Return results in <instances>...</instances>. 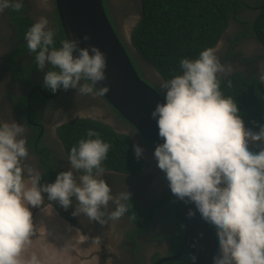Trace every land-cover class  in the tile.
Masks as SVG:
<instances>
[{
  "label": "clouds",
  "instance_id": "clouds-1",
  "mask_svg": "<svg viewBox=\"0 0 264 264\" xmlns=\"http://www.w3.org/2000/svg\"><path fill=\"white\" fill-rule=\"evenodd\" d=\"M23 3L0 0V13L19 11ZM48 23L41 17L24 33L37 68L46 69L42 87L53 93L69 88L80 94L107 92L106 85L97 86L106 78L105 52L95 44L81 47L78 38L62 39L56 47ZM179 69L160 82L163 102L150 113L162 138L153 151L157 167L171 193L194 205L186 216L198 212L213 229L218 255L211 264H264V147H249L257 141L264 145V125L258 131L243 126L235 100L220 88L219 74L226 68L214 47L181 58ZM25 132L24 123L0 122V264H42L36 253L23 254L35 233L32 208L43 203L44 194L65 209L74 198L73 215L82 213L101 224L122 217L130 197L127 189L113 193L103 178L110 144L93 129L70 148V167L47 183L26 162ZM133 150L140 158L143 148L135 144Z\"/></svg>",
  "mask_w": 264,
  "mask_h": 264
},
{
  "label": "flooded vegetation",
  "instance_id": "flooded-vegetation-1",
  "mask_svg": "<svg viewBox=\"0 0 264 264\" xmlns=\"http://www.w3.org/2000/svg\"><path fill=\"white\" fill-rule=\"evenodd\" d=\"M49 1L50 5L41 7L38 0H24L19 11L6 9L0 13V122L15 120L25 124L26 145L29 149L26 162L42 172L41 183L54 181L59 171L70 167L67 159L69 152L60 138L59 130L63 124L71 121L90 119L106 123L117 133L126 134L132 146L139 144L143 153L142 165L137 171L129 173L104 168L103 178L109 183L113 193L125 189L130 193L129 201L126 202L127 211L118 220L106 219L101 224L89 221L82 213L73 215L76 206L74 198L72 204L65 209L57 201H49L44 194L41 205L49 206L72 229L73 237L78 240L83 237L84 244L93 247L86 257L91 260L90 264L178 262L184 249L177 258H173L180 249L179 247L174 251L172 240L177 219L175 220L174 211L173 214L167 212V205L162 201L169 188L168 181L164 172L155 166L157 162L147 141L102 95L80 94L73 88L58 89L53 93L42 87L46 69H38L35 65V54L29 53L24 33L33 22L45 17L48 19V26L55 32L54 39L59 43V20L55 3L54 0ZM261 2L262 0H241L238 8L230 13L225 30L213 46L226 68V71L219 74L222 77L238 72L245 77L260 78L263 74L264 45L255 32V20L261 13ZM106 4L118 36L133 59L138 74L150 85L160 88L159 84L164 79L152 65L138 56L133 44L122 37L114 19L120 13L128 15L125 17L135 18L133 30L140 18V0H121L119 3L106 0ZM14 11L21 14L20 22L13 19ZM23 27L27 29L23 30ZM34 66L36 68L33 71ZM242 124L252 131L259 130L250 128L243 122ZM249 147L252 151H258L264 145L257 141L250 143ZM145 152L153 158V171L146 170L149 160ZM157 177L166 183L164 188L161 187L162 182L158 189L154 186ZM131 203L137 209L132 213L129 212Z\"/></svg>",
  "mask_w": 264,
  "mask_h": 264
},
{
  "label": "trees",
  "instance_id": "trees-1",
  "mask_svg": "<svg viewBox=\"0 0 264 264\" xmlns=\"http://www.w3.org/2000/svg\"><path fill=\"white\" fill-rule=\"evenodd\" d=\"M102 2L109 21L117 32L108 9L106 10V0ZM140 3V18L131 32L130 41L138 56L152 65L163 79H168L180 71L181 58L196 57L202 49L213 47L217 43L230 20V13L238 8L241 0H140ZM260 10L261 13L255 20V32L264 45V0L260 3ZM14 13L13 19L19 21L21 14L17 11ZM26 29L27 27H23V30ZM58 30L60 35L56 47L60 46L62 39H67L59 21ZM130 59L135 67L133 59ZM32 68L34 71L36 66ZM219 79L223 94L235 100L241 121L254 129L264 125V81L256 76L245 77L240 72L226 77L219 75ZM89 129H93L110 144L107 159L103 161L104 168L129 173L139 170L142 159L135 156L130 138L126 134L117 133L103 122L82 119L63 124L59 133L68 152L81 138H86ZM162 201L167 205V212L173 214L174 206L168 191ZM131 205L129 212L137 211L132 203ZM176 225L172 238L174 251L179 249L183 236L182 227L177 220ZM168 264H190L187 250L184 249L180 261Z\"/></svg>",
  "mask_w": 264,
  "mask_h": 264
},
{
  "label": "water",
  "instance_id": "water-1",
  "mask_svg": "<svg viewBox=\"0 0 264 264\" xmlns=\"http://www.w3.org/2000/svg\"><path fill=\"white\" fill-rule=\"evenodd\" d=\"M55 9L66 38H78L81 47L95 44L106 54V78L97 86L106 85L102 96L147 141L152 150L162 142L158 128L150 113L155 104L163 102V96L134 67L126 48L111 25L102 0H54ZM87 35L88 40L83 37ZM174 206V215L182 227V244L175 257L183 249L190 256V264H211L218 255L213 229L197 212L186 216L192 204L178 200L168 188ZM195 257V259H192Z\"/></svg>",
  "mask_w": 264,
  "mask_h": 264
},
{
  "label": "rangeland",
  "instance_id": "rangeland-1",
  "mask_svg": "<svg viewBox=\"0 0 264 264\" xmlns=\"http://www.w3.org/2000/svg\"><path fill=\"white\" fill-rule=\"evenodd\" d=\"M38 1H39L38 5L41 7L50 5L49 0H38ZM112 1L119 3L121 0H112ZM125 16L128 15L120 13L118 17L115 15L114 19L117 23V27L119 28V32L121 33L122 37L126 41H130L131 40L130 33L134 25L135 18H131V16L129 17H125ZM111 18L112 17H110V19ZM112 23L114 24V26H116L113 20ZM153 87H155L164 96V91L161 88H158L156 85ZM145 154L147 155L149 160V162L147 163L146 170L148 172L155 170V166L157 165L155 166L153 165L152 156L150 155L151 157L150 158L146 152ZM161 182H162L161 187L164 188L166 186V183L163 180L160 181L159 178L157 177L155 181L156 184H154L156 189L159 188ZM32 214H33L35 233L31 238V243L28 244L25 248V252L23 254L25 258H27L31 253L34 252L41 258L42 264H90L91 263V260H87L86 258L88 257L89 252L91 251V246L86 243L84 244V242H81L84 239L83 237H79V240L73 236L69 237V235H72L70 233H73L72 229L68 228L64 223V221H61V218L58 217L49 206L40 205L38 207H34L32 208ZM61 231H65V235H63ZM47 235L49 236L47 237ZM59 235L63 236V239H61L62 243L60 242L57 243V239H59ZM48 239L50 240V242ZM43 240L44 241L47 240L48 242L46 241L44 242ZM44 243H46V245ZM41 247L44 249H41ZM74 248L76 251H73ZM84 258L85 261L83 260Z\"/></svg>",
  "mask_w": 264,
  "mask_h": 264
},
{
  "label": "crops",
  "instance_id": "crops-1",
  "mask_svg": "<svg viewBox=\"0 0 264 264\" xmlns=\"http://www.w3.org/2000/svg\"><path fill=\"white\" fill-rule=\"evenodd\" d=\"M61 232L63 233V235H65V231H61ZM71 236H73V235H69V237H71ZM61 239H63V236L62 235H59V239H57V243H59V242L62 243V240ZM82 242H84V239L82 240ZM91 249H92V247H91ZM73 251H76L75 248L73 249Z\"/></svg>",
  "mask_w": 264,
  "mask_h": 264
},
{
  "label": "bare ground",
  "instance_id": "bare-ground-1",
  "mask_svg": "<svg viewBox=\"0 0 264 264\" xmlns=\"http://www.w3.org/2000/svg\"><path fill=\"white\" fill-rule=\"evenodd\" d=\"M70 234H72V233H70ZM48 236H49V235H47V237H48ZM45 239H46V236H45ZM48 240H49V239H48ZM43 241H44V240H43ZM45 241L48 242L47 240H45ZM45 241H44V242H45ZM49 242H50V240H49ZM81 242H82V241H81ZM44 244L46 245V243H44ZM44 244H43V245H44ZM36 245H37V242H36ZM45 245H44V246H45ZM92 245H93V244H92ZM40 246H41V245H40ZM39 248H40V247H39ZM41 249H44V248L41 247ZM83 251H84V250H83ZM86 251H87V250H86ZM79 252H80V251H79Z\"/></svg>",
  "mask_w": 264,
  "mask_h": 264
}]
</instances>
